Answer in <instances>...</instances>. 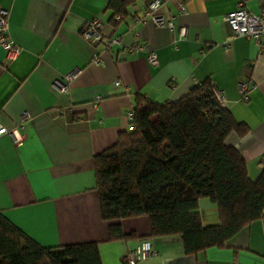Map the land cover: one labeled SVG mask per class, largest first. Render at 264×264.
<instances>
[{"label":"crops","instance_id":"crops-1","mask_svg":"<svg viewBox=\"0 0 264 264\" xmlns=\"http://www.w3.org/2000/svg\"><path fill=\"white\" fill-rule=\"evenodd\" d=\"M108 1L0 0V9L8 12L7 34L19 48L9 60L0 47V123L11 128L23 112L28 116L20 145L0 135V212L42 247L95 242L102 264H123L126 253L149 236V221L120 219L122 232L135 239H108L93 157L129 129L127 113L136 97L172 102L208 82L248 127L243 137L230 133L224 143L239 151L255 181L264 163V45L238 36L225 46L231 30L223 18L237 0H187L183 12L179 0H161L158 13L171 19L175 32L186 30L180 40L167 27L132 20L143 16L149 0H133L114 24ZM259 1L246 0L247 8L257 13ZM94 20L101 23L98 44L81 34ZM136 45L143 49L134 51ZM149 51L156 64L148 61ZM71 71L75 77L66 81ZM56 80L65 92L55 87ZM240 80L250 85L246 101L236 90ZM198 212L202 226L218 224L209 199H199ZM149 240L153 255L138 264H264V217L237 233L230 246L196 254H184L179 235Z\"/></svg>","mask_w":264,"mask_h":264},{"label":"trees","instance_id":"trees-1","mask_svg":"<svg viewBox=\"0 0 264 264\" xmlns=\"http://www.w3.org/2000/svg\"><path fill=\"white\" fill-rule=\"evenodd\" d=\"M133 0H109L106 8L124 16ZM144 101V107H139ZM248 127L213 98L203 82L176 101L136 97L129 129L93 157L94 189L108 239L134 240L117 223L146 216L149 236L179 235L183 252L230 246L232 238L264 217V163L255 181L237 149L224 141L243 137ZM216 205L218 224L202 226L198 201ZM0 264H102L95 242L42 247L0 212Z\"/></svg>","mask_w":264,"mask_h":264},{"label":"built area","instance_id":"built-area-1","mask_svg":"<svg viewBox=\"0 0 264 264\" xmlns=\"http://www.w3.org/2000/svg\"><path fill=\"white\" fill-rule=\"evenodd\" d=\"M186 1L187 0H179L178 6L179 10L182 12L185 10ZM162 4L163 3L161 0H149L146 4L143 16L141 18L133 16L132 20L134 22H143L145 20H149L155 26H164L174 31V40H180L184 38L186 36V30L184 27H178L175 32L171 19L164 17L163 15L158 13V10L160 9V7H162ZM7 18L8 12L4 9H0V47L6 53L7 58L9 60H13L19 53V48L11 41L7 34ZM223 19L231 30V34L226 40L225 46L230 47L232 40L238 36L245 37L257 46L264 45V0L259 1V9L257 13H252L247 8L246 0H237L234 9L228 12ZM100 29L101 23L98 20H94L83 25L81 34L84 39L90 41L93 44H98V42L102 39ZM142 49V45H136L133 50L136 51ZM147 59L151 64H156V59L153 51H149ZM93 61L96 64H100L101 62L99 58H94ZM74 77V71H71L64 75V79L66 81H70ZM119 84L120 82L118 80L114 81L113 83L114 86H118ZM54 85L62 92H65L67 89L65 85H62L60 83V80H56L54 82ZM249 86L250 85L246 80L238 81L236 90L239 93L241 100H247ZM213 98L221 106L225 105L226 99L223 93L220 90L216 89L214 86ZM94 108L96 109V106H94ZM127 115L130 118L132 117L131 112L127 113ZM27 118V114L23 112L21 115V121L11 128H6L0 123V135H9L14 145H20L23 140V121ZM150 255H153L151 242L149 239H143L135 244V246L126 253L123 264H138L139 262L146 260Z\"/></svg>","mask_w":264,"mask_h":264}]
</instances>
